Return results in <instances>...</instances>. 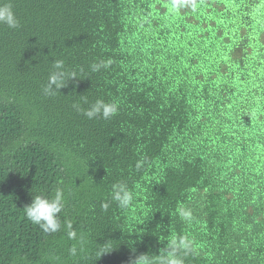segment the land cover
Returning a JSON list of instances; mask_svg holds the SVG:
<instances>
[{
	"label": "trees",
	"instance_id": "1",
	"mask_svg": "<svg viewBox=\"0 0 264 264\" xmlns=\"http://www.w3.org/2000/svg\"><path fill=\"white\" fill-rule=\"evenodd\" d=\"M171 2L11 0L21 26L0 25V264H130L182 235L195 245L185 264H264V0H197L179 15ZM61 59L77 78L45 96ZM97 99L117 115L72 107ZM120 180L135 193L126 211L111 201ZM57 187L62 227L45 234L23 208Z\"/></svg>",
	"mask_w": 264,
	"mask_h": 264
},
{
	"label": "clouds",
	"instance_id": "2",
	"mask_svg": "<svg viewBox=\"0 0 264 264\" xmlns=\"http://www.w3.org/2000/svg\"><path fill=\"white\" fill-rule=\"evenodd\" d=\"M190 8L192 12H196L198 8L197 0H172L170 11L179 15L181 9ZM0 25H4L9 29H19L20 20L17 17L11 0H0ZM111 59L100 60L98 63L91 64L92 72H99L101 69H107L112 65ZM52 69L49 73L47 83L43 86L45 96L54 97L59 93V90L66 87L68 81L77 78L75 71H69L65 67L64 60H55L52 63ZM84 102L88 103L84 97ZM72 107L80 114L89 120L102 118L110 120L117 115L119 111V103L117 101H105L97 99L87 108L81 107L79 104H73ZM146 161H137L135 167L141 169ZM111 201L115 202L121 210H128L133 206L135 201V193L129 188L128 184L123 181H117L111 186ZM64 190L62 187L55 189L54 195H36L32 198L30 205L25 206L24 213L27 219L37 225L45 234H54L61 230L62 221L60 213L64 210ZM110 207V202L101 204V209L107 211ZM179 217L185 222H191L193 212L190 208L180 206L177 209ZM68 229L67 236L70 240L78 238V230L74 229L70 221L64 222ZM112 250L111 242L104 245H98L96 255L98 257ZM195 251L194 241L186 235L173 236L167 241L165 248L161 249L160 254H141L130 260V264H185V257ZM71 256L77 255V247L74 245L69 249Z\"/></svg>",
	"mask_w": 264,
	"mask_h": 264
}]
</instances>
